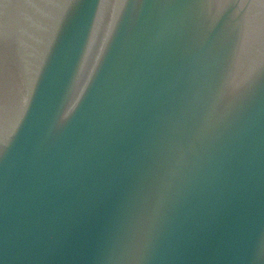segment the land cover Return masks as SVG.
Instances as JSON below:
<instances>
[{
    "label": "water",
    "instance_id": "95a60500",
    "mask_svg": "<svg viewBox=\"0 0 264 264\" xmlns=\"http://www.w3.org/2000/svg\"><path fill=\"white\" fill-rule=\"evenodd\" d=\"M0 264H264V0H0Z\"/></svg>",
    "mask_w": 264,
    "mask_h": 264
}]
</instances>
